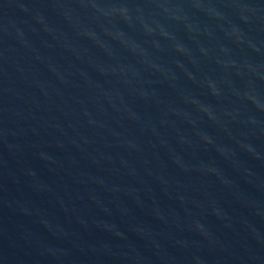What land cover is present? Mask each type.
Listing matches in <instances>:
<instances>
[{
    "label": "water",
    "instance_id": "water-1",
    "mask_svg": "<svg viewBox=\"0 0 264 264\" xmlns=\"http://www.w3.org/2000/svg\"><path fill=\"white\" fill-rule=\"evenodd\" d=\"M0 264H264V0H0Z\"/></svg>",
    "mask_w": 264,
    "mask_h": 264
}]
</instances>
